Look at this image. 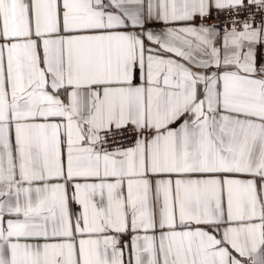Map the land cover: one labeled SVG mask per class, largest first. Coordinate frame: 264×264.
Listing matches in <instances>:
<instances>
[{
    "label": "snow or ice",
    "instance_id": "snow-or-ice-1",
    "mask_svg": "<svg viewBox=\"0 0 264 264\" xmlns=\"http://www.w3.org/2000/svg\"><path fill=\"white\" fill-rule=\"evenodd\" d=\"M0 264H264V0H0Z\"/></svg>",
    "mask_w": 264,
    "mask_h": 264
}]
</instances>
